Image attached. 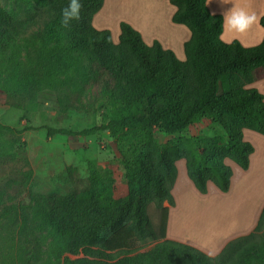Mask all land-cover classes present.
I'll return each mask as SVG.
<instances>
[{"label": "trees", "instance_id": "trees-1", "mask_svg": "<svg viewBox=\"0 0 264 264\" xmlns=\"http://www.w3.org/2000/svg\"><path fill=\"white\" fill-rule=\"evenodd\" d=\"M36 1L48 17L36 30L33 19L0 13V77L19 88L22 99L55 92L63 115L104 108L108 122L101 126L43 129L50 138L102 131L118 137L126 193L117 195L113 172L99 168L96 160L87 163L88 186L69 195L38 194L32 204L18 207L5 205L8 193L0 190V235L14 251L4 255L5 264H264V208L254 231L230 241L216 256L167 237L179 161H185L202 195L209 183L229 192L233 169L228 161L243 170L250 167L255 148L244 130L264 136V95L249 87L264 78V39L249 48L225 43L223 17L211 13L207 0H171L177 8L173 22L191 31L181 61L159 42L146 44L128 23H121L118 43L110 31L95 29L94 16L105 0H83L81 18L68 27L61 24L67 0ZM260 23L264 28V16ZM200 121L220 126L222 134L182 136ZM33 130L0 123V168L20 158L29 167L20 171L21 179L11 180L12 187L23 185L33 170L24 145L14 147L10 135ZM159 131L178 137L161 144ZM42 233L53 238L45 262ZM111 237L116 253L106 247ZM147 240L154 245L135 251Z\"/></svg>", "mask_w": 264, "mask_h": 264}, {"label": "rangeland", "instance_id": "rangeland-1", "mask_svg": "<svg viewBox=\"0 0 264 264\" xmlns=\"http://www.w3.org/2000/svg\"><path fill=\"white\" fill-rule=\"evenodd\" d=\"M0 13H14L23 19H33L38 24L33 28L35 30L39 26L42 27L43 22L48 20L45 9L36 0H0ZM31 30L28 35L31 34ZM18 91L20 92V89H14L12 81L0 77V123L17 130H21L28 125L36 128L33 131L10 135L14 147L24 145L25 156L30 162L33 174L30 179L24 178L22 180L23 185L15 186L13 184L12 187L11 180L16 177L21 179L20 171L25 172L29 167L24 164L23 158H20L18 161L0 168V190H6L8 193L5 205L26 207V205L32 204L33 198L38 194L69 195L74 191L84 190L88 186L89 170L87 163L90 160H96L99 168L109 169L113 172L118 196L126 193L123 158L118 137L110 131H102L88 137L58 135L50 138L47 130L43 129V127L48 126L55 129L65 128L81 131L101 126L108 122L107 111L104 108L99 109L95 114L72 111L63 115L59 113L55 92L44 91L38 94L37 98H33L35 100H32L31 98L22 99V92L19 93ZM22 100H25L24 103H22ZM19 104L22 106L19 107ZM222 132L223 129L220 126L211 124L208 121H200L192 125L182 136L210 137L222 134ZM156 135L161 144H167L178 137L169 136L160 131ZM183 165L184 162L179 164L180 168ZM181 173L179 171L178 174ZM179 199L182 201L181 198ZM185 199L190 201L193 210L218 204V201L204 203L205 201L195 200L189 196H186ZM165 206H168V204L165 203ZM195 207H198V209H194ZM156 212L157 210L152 207L151 213L155 221ZM201 213L207 217L210 215L205 210ZM211 216L214 219L217 218L214 214ZM197 221L198 219H189L188 224L192 226ZM39 237L42 238L43 244L41 262H45L50 259V245L53 238L48 236L47 233H42ZM153 245V241L147 240L138 243L135 251L143 252ZM215 246L214 244L211 248ZM106 247L110 253H116L119 250L114 237L107 241ZM198 249L203 251L201 248ZM12 252L14 251L11 250V241L0 235V264H5L4 255L9 256ZM51 260L56 261V258L51 257Z\"/></svg>", "mask_w": 264, "mask_h": 264}, {"label": "crops", "instance_id": "crops-1", "mask_svg": "<svg viewBox=\"0 0 264 264\" xmlns=\"http://www.w3.org/2000/svg\"><path fill=\"white\" fill-rule=\"evenodd\" d=\"M232 5L254 13L256 21L244 33L223 27V42L238 41L247 48L261 44L264 39V28L260 23L264 16V0H207V6L214 15L222 16V12ZM176 11L171 0H105L94 16L93 26L99 31H110L114 43H118L120 25L122 22L128 23L141 34L146 44L159 42L165 50L174 52L179 60L185 61V44L191 38V31L185 25L173 22ZM249 87L256 88L264 95V78ZM244 138L254 146L255 152L251 155L248 170H243L232 161L227 162L233 169L231 187L227 193L209 183L208 193L200 194L187 175L185 161L177 163V166L183 162L184 165L179 166L182 173L178 174L173 190L176 206L170 208L169 239L201 248L204 253L216 256L230 241L254 231L264 208V136L245 129ZM186 196L204 203L218 201V204L208 208L195 207L198 210H193ZM204 210L210 213L209 217L201 213ZM212 214L217 218L214 219ZM189 219L198 221L191 226ZM214 244L216 246L211 248Z\"/></svg>", "mask_w": 264, "mask_h": 264}, {"label": "clouds", "instance_id": "clouds-1", "mask_svg": "<svg viewBox=\"0 0 264 264\" xmlns=\"http://www.w3.org/2000/svg\"><path fill=\"white\" fill-rule=\"evenodd\" d=\"M83 6V0H67L66 6L61 10V24L68 27L71 22L79 20ZM222 16L223 27L236 33H244L256 21L254 13L235 5L223 11Z\"/></svg>", "mask_w": 264, "mask_h": 264}]
</instances>
